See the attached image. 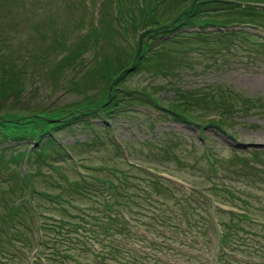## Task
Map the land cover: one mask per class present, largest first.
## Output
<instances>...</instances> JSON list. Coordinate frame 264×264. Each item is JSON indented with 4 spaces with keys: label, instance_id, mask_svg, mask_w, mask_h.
<instances>
[{
    "label": "rangeland",
    "instance_id": "rangeland-1",
    "mask_svg": "<svg viewBox=\"0 0 264 264\" xmlns=\"http://www.w3.org/2000/svg\"><path fill=\"white\" fill-rule=\"evenodd\" d=\"M190 6L189 0H0V68L24 77L20 101L9 98L7 107L44 110L86 95L95 100L106 86L104 62L131 58L148 36L152 51L144 55L156 64L153 72L142 67L124 76L123 98L109 117H81L56 130L61 155L55 149L38 161L31 153L21 167L0 170V264H91V214L104 217L102 204L113 197L104 182L121 183L123 172L129 181L119 188L126 203L121 209L130 220L140 218L133 228L140 233L151 235L144 224L159 207L152 200L174 208L173 200L185 206L183 200H203L202 194L225 211L240 212L249 203L255 219L264 215L254 211L264 208V21L236 17L244 9L264 17V0H211L201 5L202 16H216L207 22L192 23ZM156 32L164 33L153 41ZM62 61L64 78L54 75ZM145 93L163 104L183 101L181 95L193 99L188 117L196 125L144 104L153 103ZM202 94L215 96L219 108ZM220 118L226 134L201 127ZM155 176L176 184L153 187ZM194 189L198 195L189 197ZM182 206L171 216L184 225L192 216ZM16 209L22 239L8 243L14 233L1 217ZM200 231L214 234L208 227ZM43 237L48 246L39 245ZM211 247L217 249L215 241Z\"/></svg>",
    "mask_w": 264,
    "mask_h": 264
},
{
    "label": "trees",
    "instance_id": "trees-1",
    "mask_svg": "<svg viewBox=\"0 0 264 264\" xmlns=\"http://www.w3.org/2000/svg\"><path fill=\"white\" fill-rule=\"evenodd\" d=\"M207 2H211V0H189L191 6L187 15L189 14L192 23L216 19V16H202L201 5ZM243 11L245 12L240 11L236 14V17L244 20L264 21V17L260 16L256 10L244 9ZM162 33L164 32H156V34L150 35L151 40L154 41L153 38ZM148 39L149 36L144 41L139 40L131 58L116 63L112 60L104 62L102 74L104 76L100 74V78L102 76L101 80L107 79L106 86L99 96L96 94L95 100L90 98L94 96L86 95L79 103H70L55 107V109L26 108L20 110L13 106L7 107L6 103L9 98L13 102L20 101L19 94L23 90L24 77L15 76L11 67L7 68L2 65L0 68V170L13 167L15 170L17 167H21L22 163L28 162L31 153L38 154L35 156L38 161L48 157L55 149V153L59 156L61 150L54 137L56 130L70 126L71 123L82 119L81 117L94 116L97 118L98 113H101L103 117H109L117 109L123 98L118 95V86H121L120 83L123 84L124 76L142 67L153 72L152 69L156 64H153L152 59L150 63V58L144 55L146 50L152 51V43L148 44ZM141 47L142 52L139 53ZM80 51L82 50H79L78 53L75 52L74 56L82 54ZM74 56L70 58H74ZM71 62L72 60L69 59L67 63ZM67 63L62 61L56 64L54 75L64 78ZM125 91L131 93V89L128 88H125ZM145 94L153 103L139 101L153 106L161 112L168 113L176 121L196 125L188 117L189 103L193 99L190 100L187 96L181 95L183 101L176 100L163 104L154 95ZM220 97L223 96L220 95ZM203 100L209 104H215L216 108L220 106L215 96L210 98L209 95L205 94ZM85 123L87 124V122ZM225 125L226 120L220 118L210 120L205 125L199 126L202 128L210 126L226 134ZM24 142H31L34 149H21L20 147ZM253 156L256 160L260 154L255 153ZM14 176V173L11 172V181L17 183L18 177L15 178ZM121 176L124 178L121 183L115 184L111 180L104 182V188L109 190L107 191L110 192V196H113L111 197L112 200H104L105 202L102 204L104 217L96 213L91 214V258L93 259L91 264H264V215L255 219L251 214L252 207L249 203H244V206L248 207H244L245 210L239 208L240 212H228L216 206L214 200H210L202 194L200 196L203 200H183L185 206H182V200H173L177 207H187L192 216V219L184 220L183 225L181 222L183 219L180 220L179 217H175L179 220L177 223L173 222L174 217L171 214L175 213L176 206L172 208L165 200H152L159 207L151 213V216H145L147 222L144 225L147 231L151 233L148 235L133 229L138 225L134 222H139L140 218L134 217L130 220L123 215L121 208L126 204L125 200H122L125 195L119 188L124 186V182L129 181V179L125 177L127 173L124 174L123 172ZM163 181L166 182L167 180L155 176L151 177L150 184L153 187H159ZM166 183L173 184L171 182ZM197 195V191L194 189L189 197ZM254 211L264 214V208H255ZM19 213V209H16L14 213L11 212L10 216L1 217L4 221L10 220V222L7 221L9 222L8 231L12 230L14 233L10 234L8 243L22 239L17 233L18 225H20L17 223H22ZM137 214L139 215V213ZM224 214H230V220H225ZM31 218L37 219L34 214L31 215ZM247 225H249L248 228L245 227ZM206 227L212 228L214 234L200 231ZM166 228L173 229V231L178 230L180 234L175 236L166 234ZM253 228H259L261 234L255 233ZM244 234H251L252 240H257L256 243L253 241V243H248ZM11 237L13 238L11 239ZM24 239L29 240L28 238ZM42 239L44 240L39 239V245L48 246V240H45L44 237ZM214 241L217 245L215 250L211 247ZM129 244L131 245L130 248H128ZM68 257L72 258V255ZM242 259H245L246 262ZM32 263L39 262L32 261Z\"/></svg>",
    "mask_w": 264,
    "mask_h": 264
}]
</instances>
